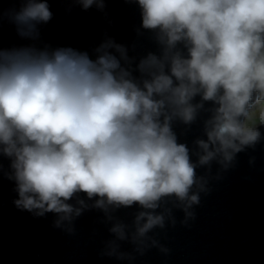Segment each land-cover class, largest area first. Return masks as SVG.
<instances>
[{"label": "clouds", "instance_id": "1", "mask_svg": "<svg viewBox=\"0 0 264 264\" xmlns=\"http://www.w3.org/2000/svg\"><path fill=\"white\" fill-rule=\"evenodd\" d=\"M77 3L105 7L104 0ZM137 3L142 27L161 45L160 55L139 61L138 77L126 66V47L111 38L94 50L95 59L72 47L0 49V154L11 160L17 208L53 212L56 226L71 230L89 205L69 201L83 192L109 214L117 240L145 245L153 229L175 223L173 208L194 215L206 187L198 167L215 161L227 168L261 138L264 0ZM52 15L47 0H21L8 13L17 33L33 41ZM205 101L214 105L204 123L207 139L194 141L192 161L172 124L190 125ZM133 204L141 210L131 226L110 215Z\"/></svg>", "mask_w": 264, "mask_h": 264}, {"label": "water", "instance_id": "2", "mask_svg": "<svg viewBox=\"0 0 264 264\" xmlns=\"http://www.w3.org/2000/svg\"><path fill=\"white\" fill-rule=\"evenodd\" d=\"M47 2L52 18L38 26L40 37L33 41L21 37L8 16L12 9H19L21 0H0V49L32 44L72 47L95 59L94 50L111 38L126 47V66L137 77L136 66L143 57L161 54L154 31L142 27L137 0H104L103 10L95 6L84 10L77 0ZM178 47L186 54L183 44ZM200 100L197 95L193 103ZM213 106L205 101L190 125L179 120L172 124L177 142L189 148L192 161L197 160L194 141L207 139L204 123ZM257 128L261 138L237 153L229 167L214 161L210 168L196 169L206 187L191 208L194 215L186 218L182 209L173 208L175 223L166 221L164 228L148 233L155 244L117 240L109 231L113 223L109 214L92 207L95 198L89 200L83 192L69 201L75 203L79 197L89 205L73 220L71 230L67 225L57 227L53 212L37 216L17 208L16 182L7 175L11 160L0 154V264H264V124ZM140 210L133 204L110 215L131 226Z\"/></svg>", "mask_w": 264, "mask_h": 264}, {"label": "rangeland", "instance_id": "3", "mask_svg": "<svg viewBox=\"0 0 264 264\" xmlns=\"http://www.w3.org/2000/svg\"><path fill=\"white\" fill-rule=\"evenodd\" d=\"M251 122H252V123H259V118H258V116H257L253 121H251ZM259 125H261V124H257L256 127L259 126Z\"/></svg>", "mask_w": 264, "mask_h": 264}]
</instances>
